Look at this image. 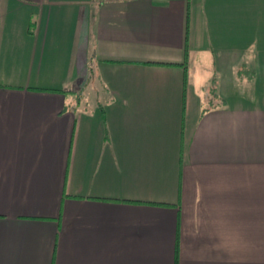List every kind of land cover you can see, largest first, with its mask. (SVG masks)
Here are the masks:
<instances>
[{"label":"crops","instance_id":"crops-1","mask_svg":"<svg viewBox=\"0 0 264 264\" xmlns=\"http://www.w3.org/2000/svg\"><path fill=\"white\" fill-rule=\"evenodd\" d=\"M186 3L0 0V264H264V0Z\"/></svg>","mask_w":264,"mask_h":264},{"label":"rangeland","instance_id":"rangeland-1","mask_svg":"<svg viewBox=\"0 0 264 264\" xmlns=\"http://www.w3.org/2000/svg\"><path fill=\"white\" fill-rule=\"evenodd\" d=\"M154 1H158V0H154ZM168 1L171 2V1H176V0H167V2ZM184 2H187L188 5H189L190 10H192V17H193V20L195 21V24H194V29H195L194 36L195 37L194 38H195V40L197 42V46H199L200 43L203 42V40H204L203 39V36L205 34V31L208 30V29H206V24H207L206 23V18H207V15H208L207 14V12H208V5L211 3V0H184ZM84 7L86 9L87 6H85V4H84ZM79 35H80V33H78V36ZM80 41H81V36H80ZM81 49L82 48H80V46H79V54H81ZM80 56L81 55H79V57H78L79 60H80ZM198 59H200V58H198ZM243 62H246V64L243 65ZM78 63H79V61H78ZM203 63H204V61L198 60L196 62V68H203ZM94 64H95V62H93L92 65H94ZM247 64H249V61H247V60L240 61V65H242L241 68H240V74H246V73H248L246 70H244L242 68L243 66L246 67ZM225 72L228 73V75H229V73H231L230 70H228V71L226 70ZM198 73H202L201 76L203 77V70L199 69V71L197 72V74ZM250 77L249 76H246V75L244 77L241 76L240 77V80L241 79L247 80ZM226 79H228V81H232L231 80L232 79V76L229 75L228 78H226ZM105 82H106V84L107 83H109V84L111 83L108 80H105ZM105 82L103 84H105ZM116 82H117V80H116ZM241 85H242V83L240 84V88H241ZM68 88L71 89L69 86H68ZM85 95H87V98L89 97L88 99H91V100L94 97V94L92 92H86ZM68 98L70 99V101H72V99H74V96L71 95V94H68ZM85 108H86L85 109V115H86V117L88 116L91 119H94V118H99L100 119L102 117V113H101L100 110L97 109L96 112L93 113L92 111H90L89 106H86ZM103 110H105V109H103ZM102 126L104 128L106 127L103 124V122H102ZM152 185L150 186L151 188H149L150 189V192H153V191L157 190V192L161 193L162 191H164V188L161 187V186H159V184H157V186H152ZM171 191L173 192V188L171 189Z\"/></svg>","mask_w":264,"mask_h":264},{"label":"trees","instance_id":"trees-1","mask_svg":"<svg viewBox=\"0 0 264 264\" xmlns=\"http://www.w3.org/2000/svg\"><path fill=\"white\" fill-rule=\"evenodd\" d=\"M188 20H189V14L188 10L186 11V30H185V37L187 39V34H188ZM185 56H187V49L185 48Z\"/></svg>","mask_w":264,"mask_h":264}]
</instances>
